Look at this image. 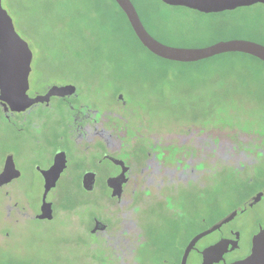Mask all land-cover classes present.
<instances>
[{
    "label": "flooded vegetation",
    "instance_id": "obj_1",
    "mask_svg": "<svg viewBox=\"0 0 264 264\" xmlns=\"http://www.w3.org/2000/svg\"><path fill=\"white\" fill-rule=\"evenodd\" d=\"M30 73L31 63L26 94L40 100L22 110H5L0 103V129H8L13 145L3 155L0 174L6 161L14 165L12 178L0 184V226L45 220L38 217L44 172L56 162L61 170L46 194L51 220L66 217L109 262L232 264L248 256L253 237L264 229L256 208L264 200L263 146L242 135L233 141L222 135L220 141L208 135L159 140L143 134L140 124L130 125L134 112L121 88L113 93L74 80L33 83ZM20 161L39 175L35 210L19 207L18 199L29 195ZM226 170L239 183L230 195L215 189L223 186ZM64 180L70 197L84 198L72 206L76 211L59 206L51 194ZM101 206L106 209L96 214ZM79 210L92 213L83 218Z\"/></svg>",
    "mask_w": 264,
    "mask_h": 264
},
{
    "label": "rangeland",
    "instance_id": "obj_2",
    "mask_svg": "<svg viewBox=\"0 0 264 264\" xmlns=\"http://www.w3.org/2000/svg\"><path fill=\"white\" fill-rule=\"evenodd\" d=\"M131 1L145 28L170 46L200 48L231 39L264 44V5L212 16L161 0ZM1 4L32 51L31 82L74 80L113 93L121 88L134 112L130 125L140 124L143 134L159 140L193 141L208 135L220 141L217 137L222 135L233 141L242 135L264 147V63L257 58L227 53L181 63L156 57L138 41L114 0H1ZM2 120L0 111L4 129ZM2 129L0 166L13 146L8 129ZM19 167L29 191L18 199L19 207L25 204L35 210L41 197L39 175L23 161ZM101 186L100 195L108 204ZM238 186L226 170L223 186L215 189L230 195ZM70 190L64 180L51 194L59 206L76 211L72 206L78 207L84 198L70 197ZM256 208L264 217V200ZM78 213L85 218L92 212ZM58 214L64 213L58 209ZM70 220H75L72 215ZM0 231V264H115L91 250L87 243L92 239L79 234L63 216L21 220L0 226Z\"/></svg>",
    "mask_w": 264,
    "mask_h": 264
},
{
    "label": "water",
    "instance_id": "obj_3",
    "mask_svg": "<svg viewBox=\"0 0 264 264\" xmlns=\"http://www.w3.org/2000/svg\"><path fill=\"white\" fill-rule=\"evenodd\" d=\"M114 1L124 13L134 35L141 45L159 58L174 62L191 63L227 53H242L255 57L264 63V44L250 40L231 39L200 48L177 47L164 44L147 31L131 0ZM161 1L169 6L185 7L204 14L232 11L255 4L264 5V0ZM31 59V49L27 42L16 32L12 18L2 7L0 0V103L4 106L5 110H22L30 103L40 100V96L28 98L26 94ZM54 88L59 89L55 86ZM11 167L14 171L12 161H6L5 168L0 174V184L12 178ZM60 170L61 168L55 162L49 170L44 172V193L42 196L41 214L38 216L40 219L52 218L51 203L46 201V194L55 184ZM232 264H264V229L260 230L253 237L251 252L248 256Z\"/></svg>",
    "mask_w": 264,
    "mask_h": 264
},
{
    "label": "trees",
    "instance_id": "obj_4",
    "mask_svg": "<svg viewBox=\"0 0 264 264\" xmlns=\"http://www.w3.org/2000/svg\"><path fill=\"white\" fill-rule=\"evenodd\" d=\"M255 5H262V4H255ZM255 5L250 6V8L253 7V6H255ZM197 12H198V11H197ZM122 13H123V12H122ZM199 13H200V12H199ZM138 14H139V13H138ZM203 14H204V13H203ZM218 14H220V13H216V14H208V15H212V16L214 15V16H215V15H218ZM123 15H124V13H123ZM139 16H140V15H139ZM124 17H125V15H124ZM125 18H126V17H125ZM126 20H127V19H126ZM127 22H128V21H127ZM128 24H129V23H128ZM129 27H130V25H129ZM130 29H131V27H130ZM131 31H132V29H131ZM132 32H133V31H132ZM261 43H262V42H261ZM156 57H157V56H156Z\"/></svg>",
    "mask_w": 264,
    "mask_h": 264
}]
</instances>
